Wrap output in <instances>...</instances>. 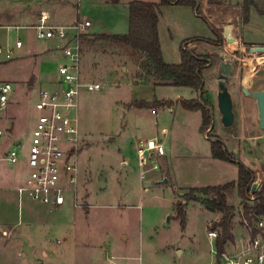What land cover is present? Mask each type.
<instances>
[{
    "label": "rangeland",
    "instance_id": "374dc122",
    "mask_svg": "<svg viewBox=\"0 0 264 264\" xmlns=\"http://www.w3.org/2000/svg\"><path fill=\"white\" fill-rule=\"evenodd\" d=\"M133 1L162 2L119 0L114 5L108 0H0V25L24 26L19 33L1 30L3 45L15 44L19 37L24 48L15 52L13 61L0 66V84L10 77L12 82H21L38 69L43 82L60 79L58 68L64 59L61 51H53L58 42L37 39V32L31 26L32 15L40 16L46 11L51 15L52 24L63 27L90 20V33L125 35L129 31V5ZM255 1L264 5V0ZM219 11L216 10L218 15L211 25L223 37L220 50L229 54L235 64L228 81L235 115L234 125L229 128L223 126L217 106L213 78L217 55L210 56L215 66L203 71L207 89L204 107L212 119L211 125L203 130L202 113L184 110L176 104L181 98H192L188 89L138 85L134 67L141 64V54L120 44H92L89 41L94 35L81 33L87 37V41H81L83 72L88 80L102 84L103 88L80 96L78 124L84 148L77 156L78 204L73 207L69 202L50 209L34 203L26 194L24 216L30 213L33 217L24 221L14 239L0 237V264H121L127 259L138 264L140 258L143 264H217L208 233L221 219L215 220V214L190 202L183 228L175 209L178 203H186L189 192L185 189L204 186L212 173L204 160L210 155V138L220 139L231 153L235 150V157L247 161L250 169L248 163L253 166V161L261 166L256 177L264 178V130L259 125L256 100L242 92L247 75L251 91L264 90V52L251 53V47L243 49L236 43L225 44L224 16ZM207 20L204 16L198 17L188 5L161 6L159 38L166 63L179 64L183 47L197 52L194 46L200 42L193 39L216 41ZM260 32L264 34V25ZM185 41L191 42L182 46ZM201 43L200 50L207 53L206 42ZM28 49L51 51L39 58L37 53H28ZM14 92L15 88L9 94L8 106L0 113V129L10 130L12 135L10 141H0V170L11 168L24 184L29 174L27 153L32 132L41 113L36 109L37 92L25 89L12 99ZM137 101L150 104L159 101L163 105L138 108L133 105ZM166 101L175 105L173 112L168 110ZM164 129L169 133L165 137ZM206 131L210 138L205 137ZM155 136L163 142L167 157L148 158L147 164L141 167L137 149L141 142ZM18 143L21 144L20 161L11 166L4 157ZM155 165L157 170L152 169ZM223 165L228 180L236 181L238 166ZM165 179L168 183H163ZM191 197L205 198L199 194ZM228 204L234 210L231 226L234 242L243 235L245 222L242 200L236 191L229 195ZM43 249H46L45 255Z\"/></svg>",
    "mask_w": 264,
    "mask_h": 264
},
{
    "label": "built area",
    "instance_id": "2783aa9c",
    "mask_svg": "<svg viewBox=\"0 0 264 264\" xmlns=\"http://www.w3.org/2000/svg\"><path fill=\"white\" fill-rule=\"evenodd\" d=\"M49 20L50 14L46 11L41 12L40 23L36 26V36L40 40L65 41L64 45L57 49L63 54L64 62L58 68L60 80L54 84V89H43L38 94L36 109L41 114L32 132L27 153L29 174L20 192L27 194L34 203L57 209L70 201L73 207L78 204L80 182L77 156L84 148L78 124L80 96L83 92L99 91L103 85L88 80L83 72V55L79 36L82 30L90 27L91 21L80 23L75 27L77 30L75 35L69 37L68 30L71 27H54L49 24ZM22 46V40L18 39L16 48ZM14 59L13 50L0 44V64ZM12 91V83L0 84V113L8 106L9 94ZM208 132L205 133L206 138H210ZM11 139L10 130L0 129V141ZM210 140L214 141L211 138ZM20 147L21 144L18 143L9 149L4 157L7 164L13 166L19 163ZM137 154L139 164L143 167L147 164L148 158L166 157V150L160 138L154 137L141 142ZM152 169L157 170L158 166L155 165ZM257 218L258 220L253 222L257 229L253 236L252 227L244 219V226L249 232V237L240 249L233 252L225 250L217 256L215 248L217 264H264V216ZM208 236L215 245L219 231L211 229Z\"/></svg>",
    "mask_w": 264,
    "mask_h": 264
},
{
    "label": "trees",
    "instance_id": "16d2710c",
    "mask_svg": "<svg viewBox=\"0 0 264 264\" xmlns=\"http://www.w3.org/2000/svg\"><path fill=\"white\" fill-rule=\"evenodd\" d=\"M111 4H118L119 0H108ZM210 5H220L222 0H207ZM188 5L191 6L198 17L203 16L196 0H162L160 4L133 1L129 5V31L125 35H94L92 44L106 42L111 44H120L130 47L134 52L142 55L140 64V73L137 75L139 82H151L154 80L156 86H175L188 87L201 91L198 100H182L181 107L191 112L202 113V129L206 130L211 125V115L204 107L205 79L203 71L211 66L212 58L209 55L196 54L187 48L181 49V61L179 64H168L165 62L160 38H159V21L160 8L163 5ZM254 7L259 15H264V5H260L255 0H242L241 5V22L246 25L250 21V11ZM205 18V17H204ZM206 19V18H205ZM207 20V19H206ZM209 23V21L207 20ZM216 41L205 40L201 38L193 39V42H206L212 46L220 47L223 45V37L209 23ZM86 35H80V41H87ZM191 41H185L183 45ZM244 46L250 47L243 43ZM134 107L138 108H156L163 105V102L155 101L153 104L144 101L134 102ZM211 141L212 157L219 161L229 162L238 166V179L229 184L218 187L194 188L189 189L185 200L201 203L210 212H219L222 218L215 223L213 229H220L219 236L215 242L217 256L225 251L227 242L234 240L231 226L234 219V210L228 204V197L233 192H237L242 200L244 210V219L252 227V236L257 229L253 222L257 221L260 216H264V178L259 179L253 170L247 167L242 161L238 160L220 140ZM195 194L205 196L204 199L198 200ZM186 203H178L175 206L177 218L184 228L186 221Z\"/></svg>",
    "mask_w": 264,
    "mask_h": 264
},
{
    "label": "crops",
    "instance_id": "0c3cea01",
    "mask_svg": "<svg viewBox=\"0 0 264 264\" xmlns=\"http://www.w3.org/2000/svg\"><path fill=\"white\" fill-rule=\"evenodd\" d=\"M30 1H33V0H27V2H30ZM222 2H223L222 5L214 6V5H210L207 0H199L198 5L200 8V12L202 13V15L206 19H208L210 24H211L212 20L216 19L217 15H218L216 10H220L219 12H221L222 15L224 16V20H223V24H222V30L224 31L225 27H232L233 28L232 29V35H233V37H235L238 40L237 42H235L236 45L241 46V48H243V49L246 48V46H244L243 43H245L246 45H248L250 47L264 46V34L263 35L260 34L261 33L260 28H261V26L264 25V15H259L258 12L256 11V9L254 7H252L251 11H250V21L248 24L243 25L241 22L242 0H222ZM231 9H234L235 11L231 12L232 11ZM31 19H32L31 26L33 28H35V30H36V26L39 25V23H40V21H39L40 16L32 15ZM85 21H87V20H85ZM85 21H82V22H85ZM82 22H78L76 25L71 26V29L68 30L69 37H73V35H75V33L77 31V30H75V27H77ZM49 24L54 26V27H63V26H58V25L52 24L51 23V15H50ZM91 27H92V22H91L90 27L86 28L85 30H82V32L90 33V32H88V29ZM21 28H24V26L0 25V33H1V30H6L7 33L12 32V31L19 33V31H21ZM223 31H222V35H223ZM90 34L91 35H100V34H93V33H90ZM213 38H214V35H213ZM213 38H211V39H213ZM18 39H20V38L17 37V40ZM17 40H16V42H17ZM42 40H46V39H42ZM47 40H51V39H47ZM53 40H56V39H53ZM56 41L58 43L56 45L55 50H53V51H57V49L60 48L61 46H63L65 43V41H63V40H56ZM200 43H197L194 46L195 49L198 48L197 49V52L199 51L198 53L195 50H192V49H189V50L194 51L196 54L209 55L211 57H212V55L213 56L217 55V53L220 51L224 52V51L220 50L219 47H215V46H212V45L205 43L204 47L207 46L208 48L206 47L207 53H204L202 50H200L201 49L200 47L202 46V43H201V45H199ZM232 43H234V42H232ZM0 44H2L1 40H0ZM225 44H229V42L225 41ZM3 46L5 48L12 49L14 52V56H15V52L17 50L21 51L24 48V44L21 48H16V43L15 44H6ZM189 48H191V47H189ZM31 50L32 49H28V53L29 52L35 53V54L37 53L36 56H39V58H41L42 55H45L49 51H51V49H49L48 51H44L42 49L38 50V51L34 50V52H32ZM224 53H226V52H224ZM4 64H7V63H4ZM4 64H0V66L4 65ZM215 64L216 63H214V61L212 59V65L210 67H208L207 69H205L204 72L210 71V69L213 68L215 66ZM139 66L140 65L137 64L134 67L135 72H136L135 80L137 82H138L137 75L141 71ZM218 67H219V59H218L216 66L214 67L216 69V71L213 74H215L217 72ZM41 74H42L41 70H39V69L35 70L34 72L30 73L25 78H22L21 82H16V81L12 82L9 79H13V77L8 78L7 79L8 81H5V82L12 83L13 84V90L15 88V92L11 98L15 99L18 95V92L21 90L19 92V93H21V92L25 91V89H27V90L29 89L31 92L32 91L37 92V94H39L40 90H43V89L53 90L54 84L57 83L60 79L59 78L48 79V81L43 82ZM58 77H59V75H58ZM243 80H246V79L244 78ZM14 83H17V84L14 85ZM145 84H151L153 86H156L152 82H144V83L139 82L138 83V85H145ZM45 87H49V88H45ZM183 88H186L190 91L192 98L191 99H182V98L179 99L176 103L177 106H178V103L180 104V102L182 100H194L197 98V94L198 93L200 94V91H197L195 89L188 88V87H183ZM206 90L207 89H206V81H205V88L203 91L206 93ZM208 95H207V97L211 99V95H209V96ZM165 103L168 107V110L170 112H173V107L175 105L174 106L171 105L170 104L171 101H166ZM180 107H181V104H180ZM198 112L201 113L200 111H198ZM193 113H197V112H193ZM168 134L169 133H168L167 129L162 130V135L164 137ZM150 138H154V137H150ZM150 138H148V139H150ZM232 152L234 153L235 150ZM204 160H207V163H208L207 165H209L212 168V173L209 172L211 174L207 176V181L204 182L205 184H203L204 186L187 188L184 190L186 193L189 191V189L218 187V186H223V185L231 183L230 182L231 179L228 180V178L225 175V172H227V170H225L226 167H223L224 166L223 163H229V162H224V161H219V160L214 159L212 157L211 151H210V155H208V157H204ZM242 160H243V158H242ZM242 162L245 165L247 164V161L243 160ZM252 164H253V166L248 163V165L251 166V170H253L255 172V174H258L256 172L258 169H259V171L262 170L261 166L255 165L254 161L252 162ZM237 172H238V169H237ZM208 181H210V182H208ZM22 183H23V180L11 168L5 167L4 169L0 170V223H1L0 224V227H1L0 228V237L1 238L6 236V237H9L10 239H14L15 235L19 234L18 232L20 230L21 225H24V223H25L24 221H27V219H29V217H33V215L30 213H28L27 216H24V206H25V202H26L27 197L25 194L20 192V189L23 185ZM185 202L187 204L186 208L188 207L189 203L191 202V203L200 204L201 207L206 209L199 202H195V201H188V202L185 201ZM70 204L72 205L71 201H70ZM211 213L215 214V218H214L215 220L218 219V221H219L222 218V214L219 212H211ZM214 219H212V220H214ZM242 229L244 230L242 233L243 235L239 236V238L238 237L235 238V241L232 243L228 242V244H226L225 250H227L229 252H233L236 249H240L242 247V244L249 237V232L244 225H243ZM212 246H213L212 251H213V254L215 255V253H214L215 252V245L213 242H212ZM45 252H46V249H43V251H42L43 255H45ZM54 253H56V251H54ZM125 261H127V262H123V263L121 262V264H132L129 259H127ZM138 264H143L141 258H140V263L138 262Z\"/></svg>",
    "mask_w": 264,
    "mask_h": 264
},
{
    "label": "water",
    "instance_id": "95a60500",
    "mask_svg": "<svg viewBox=\"0 0 264 264\" xmlns=\"http://www.w3.org/2000/svg\"><path fill=\"white\" fill-rule=\"evenodd\" d=\"M232 27H225L223 36L229 43L237 42L238 40L232 35ZM251 53L264 52V46L251 47ZM219 59V67L213 78L217 86V106L219 113L221 114V122L225 128L232 127L234 125L235 115L233 111V101L229 91V77L235 71V64L233 63L229 54L224 52L217 53ZM212 65V61H211ZM242 92L245 96L251 97L256 100L259 125L264 130V90L251 91L248 81L243 80ZM201 96V91L199 97ZM163 183H168L165 179Z\"/></svg>",
    "mask_w": 264,
    "mask_h": 264
},
{
    "label": "bare ground",
    "instance_id": "6f19581e",
    "mask_svg": "<svg viewBox=\"0 0 264 264\" xmlns=\"http://www.w3.org/2000/svg\"><path fill=\"white\" fill-rule=\"evenodd\" d=\"M234 43H235V42H234ZM249 77H250V76H249V75H247V77L245 78V79H246V81H248Z\"/></svg>",
    "mask_w": 264,
    "mask_h": 264
}]
</instances>
